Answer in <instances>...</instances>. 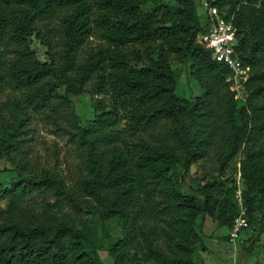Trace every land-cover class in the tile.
Segmentation results:
<instances>
[{"label": "trees", "instance_id": "trees-1", "mask_svg": "<svg viewBox=\"0 0 264 264\" xmlns=\"http://www.w3.org/2000/svg\"><path fill=\"white\" fill-rule=\"evenodd\" d=\"M208 1L233 21L236 51L252 66L244 99L231 89V68L199 41L209 23L198 0H0V93L20 90L32 107L55 115L68 113L76 95L100 96L92 118L68 116L83 149L78 180L43 168L19 172L10 186L0 181V201L8 199L7 214L0 208V264H106L102 249L113 264H199L195 252L209 248L200 218L231 229L239 188L248 218L242 231L261 225L264 0ZM173 59L188 63L200 94L176 92ZM240 153L241 184H227L222 176ZM207 158L220 176L203 175L185 190L191 166Z\"/></svg>", "mask_w": 264, "mask_h": 264}, {"label": "rangeland", "instance_id": "rangeland-1", "mask_svg": "<svg viewBox=\"0 0 264 264\" xmlns=\"http://www.w3.org/2000/svg\"><path fill=\"white\" fill-rule=\"evenodd\" d=\"M198 2L199 13L204 17L201 0ZM89 43H95V39L90 40ZM31 46L40 59L46 58L45 46L38 37H32ZM85 52L84 48L82 53ZM172 66L179 76L176 87L179 95L191 98L202 92L197 79L189 73L188 63L173 59ZM99 97L97 95L93 97L90 92L76 95L68 107V113L64 112L67 115L64 113L55 115L48 108L32 107L20 90L8 87L0 93V181L10 186L12 181L18 177L19 172H26L29 169L41 171L43 168L58 172L69 182L74 183L78 180L86 172L83 164V149L69 132L68 116H78L83 122L87 118H92L93 103L95 98ZM25 111L29 112L30 116L20 132L10 137L9 132L13 130L12 123L17 118H25ZM240 157L241 153L232 159L229 168L222 176L227 184H231L234 179L239 185L241 184ZM217 168L215 158L199 160L191 166V172L187 175L183 188L188 191L191 187L198 185V179L203 175L219 177ZM22 203L25 205L26 212L28 203L27 201ZM36 207L39 209L40 205ZM0 208L4 215L7 214L8 199L0 201ZM66 209L70 210L69 207ZM93 221L96 225L97 236L100 237L102 220L94 216ZM222 226L224 230H228L227 225ZM262 226H264V221L261 225L255 224V229L253 227L244 229L235 242L227 244L224 241L223 247H218L216 243L207 238L209 250H198L195 252V257L199 259L200 264H264V229H260ZM107 227L112 234L117 233L115 221H107ZM255 235L258 237L255 238ZM250 236L254 238V241L249 240ZM100 254L106 264H113V259L106 250H100Z\"/></svg>", "mask_w": 264, "mask_h": 264}, {"label": "built area", "instance_id": "built-area-1", "mask_svg": "<svg viewBox=\"0 0 264 264\" xmlns=\"http://www.w3.org/2000/svg\"><path fill=\"white\" fill-rule=\"evenodd\" d=\"M202 8L208 15L209 28L199 34V41L213 50V55L217 60L225 62L231 68L232 72L229 76L231 89L237 98L244 99L245 85L250 79L252 66L245 63L236 51V26L208 0L202 1ZM237 199L240 209L229 232V239L232 242L237 240L242 229L248 225L247 208L244 205L240 188L237 191Z\"/></svg>", "mask_w": 264, "mask_h": 264}, {"label": "crops", "instance_id": "crops-1", "mask_svg": "<svg viewBox=\"0 0 264 264\" xmlns=\"http://www.w3.org/2000/svg\"><path fill=\"white\" fill-rule=\"evenodd\" d=\"M200 228H201L202 233L204 234L205 240L208 238L209 240L216 243L218 247L219 246L223 247L224 241L227 244L232 242L229 239L230 228L228 227L227 228L228 230H224L223 226L220 225L217 220L213 219L209 215H206L205 217L200 218ZM217 238H219V240ZM207 246H208V243H207ZM208 250L209 248L203 251H208ZM195 259L199 262V259H197L196 257Z\"/></svg>", "mask_w": 264, "mask_h": 264}]
</instances>
